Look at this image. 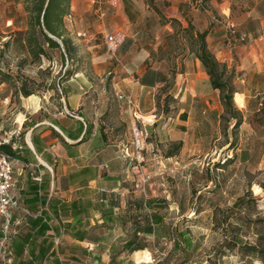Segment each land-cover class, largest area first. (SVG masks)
I'll return each instance as SVG.
<instances>
[{"label": "crops", "instance_id": "crops-1", "mask_svg": "<svg viewBox=\"0 0 264 264\" xmlns=\"http://www.w3.org/2000/svg\"><path fill=\"white\" fill-rule=\"evenodd\" d=\"M6 4L15 5V11L12 8L2 11L1 6ZM228 18L236 24V35L228 32ZM171 19H176L183 28L191 23L194 32L207 31L208 49L235 74V94H241L244 101L243 106H238L239 110L250 115L258 112L264 99V0H72L65 25L75 45L85 37L82 40L87 42V48L97 49L93 54L95 72L110 69L115 94L129 96L136 103L154 140L146 149L150 145L158 152L146 154V159L158 165L160 171L185 173L193 159L213 151L222 135L224 108L220 90L213 88L205 67L190 51L183 35H179L181 51L175 61L157 54L163 46L162 31L173 33L171 21H167ZM161 20L166 23L162 24ZM26 28L22 4L0 0V39L11 38L10 45L15 43L19 47L18 59L27 57L22 35ZM108 35L115 36L111 48L106 40ZM96 36L105 40L93 41ZM80 81L87 86L85 77ZM167 82L172 83L170 92L175 98V109L164 114L157 108V96ZM6 85L0 79V128L5 133H13L6 148L12 150L9 159L13 166L14 192L30 214L22 209L13 212L10 254L1 256L0 264H133L151 254L145 244L151 237H157L160 251L167 254L161 258V264H180L187 259L188 250L185 247L184 252L173 249L169 242L172 233H186L185 242L177 237L181 246L187 243L198 246L207 236L202 232L199 233L202 236L196 237L193 229L215 230L212 214L209 220L200 218L202 213L215 209L210 208L211 200L205 193L201 194L202 190L194 193L195 198L201 194L207 202V206L199 210L196 202H185L182 195H174L171 202L165 191L137 195L129 184L134 179L129 167L132 157H127L123 148L116 145L118 149L111 158H101L110 146L108 143L91 137L77 145L78 140L71 139L77 129L83 132L81 122L85 124L87 119L75 113L84 93L79 90L74 93L64 85L59 109L40 119L39 114L45 111L43 99L46 96H23L18 89L19 99L15 105L11 103L13 91ZM72 95L79 97L77 104H71ZM120 107L122 123L131 130L135 120L125 99L120 100ZM73 120L76 121L74 127L71 126ZM48 125L64 141L53 134ZM249 126L253 129L251 124ZM43 135H51V139L47 141ZM172 142H181V149L178 154L166 156ZM84 145L86 149L78 156L75 148L82 149ZM90 147L94 149L93 156L88 155ZM263 154L260 152L261 159ZM252 156L251 150L246 148L239 153L244 163ZM111 159L118 169L103 172L102 165L107 167ZM73 160L80 161L74 169ZM61 175L64 177L62 190ZM72 176L77 179L74 189L66 183V177ZM138 201L142 202L139 208L136 207ZM110 202L115 204L112 208H109ZM164 205L168 207L165 211H175L182 220L179 217L170 222L165 220L159 211ZM154 213L164 221L154 224ZM191 213L195 215L192 220L184 219ZM102 225L107 226L110 237L92 233ZM2 226L3 220L0 236ZM146 227L153 228V233L144 232ZM129 240L144 247L130 251L124 248ZM186 261L182 264H195ZM145 262L148 263V258Z\"/></svg>", "mask_w": 264, "mask_h": 264}, {"label": "rangeland", "instance_id": "rangeland-1", "mask_svg": "<svg viewBox=\"0 0 264 264\" xmlns=\"http://www.w3.org/2000/svg\"><path fill=\"white\" fill-rule=\"evenodd\" d=\"M8 1L6 0V3ZM98 6L96 5L95 7ZM151 7L159 12L155 6L151 5ZM4 8H12L15 11V5L13 4L1 6L2 11ZM161 22L162 24L166 23L164 20H161ZM170 27L173 29V33H169L166 30L162 31L164 33L162 37L163 46L159 47L157 54L167 57L168 60L175 61L181 51L179 35H183L188 44H190V39L189 35L180 28L179 24L170 22ZM82 39H85V37H81L80 43H77L78 45L74 44L77 53L73 60L66 59L62 61L57 51H51L52 59L43 58L42 62L38 64H32L29 61L21 64V58H17L19 47L15 43L7 46L5 44L6 41H1L0 39V45L2 46L0 48V68L5 73L11 75V79L4 81L7 84L6 86L13 91L11 103L18 104L19 98L16 88L21 83L25 84L26 88L33 91L34 94L46 96L43 99L46 102L43 105L45 111L39 114L41 119L46 114L51 116V114L59 109L60 98L64 93V85L68 86V89L73 90L74 93L75 90H79V92L84 94L81 97V105L75 110V113L83 114L87 117L85 123L90 127V132L85 139L89 141L91 137H96L101 143H108L110 145L103 151L101 158L102 156L111 158L113 151L118 149L115 147L116 145H119L120 149L127 147L129 152H131L134 149L131 130L122 123L123 109L120 107V99L115 94V89L112 85V74L108 73L111 71L110 69H105L102 73L95 72L93 54L97 49H88L87 42ZM8 40L11 42V38ZM94 40L101 42L105 39L101 36H96ZM71 67L76 70V73L69 78L66 75V69ZM82 76L88 81L87 86L81 83ZM71 78L73 80L67 82ZM164 94L159 91L161 109L164 104ZM70 99L72 105L79 102L78 96L72 95ZM233 103L239 110L234 100ZM169 108L172 111L175 109V98L173 96L169 101ZM261 108L260 112H254L251 115L241 111L243 116H246V119H243L245 124L242 123L237 128L233 127L234 119H222V135L215 142L213 151L204 157L193 159L192 165L187 167V172L185 173H166L165 171H160L158 165L150 163L146 159V154L153 155L158 153L155 149L156 147L149 145V148L146 149L147 144H153L154 141L149 135L145 139V149L143 150L144 161L138 164L134 159L130 160L129 167L134 177L132 181H129L130 189L135 190L137 195L143 194V192L148 193V191L156 194L157 192L165 191L166 195H170V202L174 195L176 197L182 195L185 202H196L199 205L198 209H201L203 205L207 206V202L202 198V195L198 198H195L194 195L195 191L202 190L201 194L205 193L208 199L211 200L210 208L215 207V209L212 212L202 213L200 218L209 220L212 214L213 220V213H216L217 222H219L221 220V210L231 206L239 195L250 188L253 196L260 197L261 199L257 203H250L242 215L247 216L250 220H256L257 218L264 219V193L262 190L258 192L254 190L258 186V182L264 181V154L262 159L259 156L260 152L264 153V102ZM75 124L76 121L73 120L71 126L74 127ZM249 124H251L253 129L250 128ZM48 127L52 128L49 125ZM43 138L49 141L51 135H43ZM85 147L86 145L82 146V149L79 146L75 148L78 156L80 152L86 149ZM244 148L251 150L253 155L252 159L247 163L239 159V153ZM92 150L94 149H91V147L87 148L89 156L94 155ZM227 156L231 158V161L223 163V159L228 158ZM114 162L115 160L111 159V164H108L107 167L103 164L102 171L108 173L117 170L118 167ZM72 163L73 169L80 165L79 160H73ZM62 172L61 170L59 173L62 174ZM76 181L75 176H72V178L66 177V183L72 186L73 189L77 187ZM248 182H251V186H248ZM59 184L62 190L64 186L63 175L59 178ZM162 207L159 211L168 222L174 221L179 217L175 211H170L169 209L165 211V208H168L167 206L164 205ZM194 216L191 213L188 214V217H184V219L192 220ZM179 220H182L181 217H179ZM1 222L2 219H0ZM193 230L196 237L202 236L199 235L202 232L205 233L203 236H207L205 240H201L198 246H191L186 251L188 260L195 262V264H264L261 261L241 258L237 247L231 251H221L222 256L218 257L214 252L221 246L220 242L223 238V230L216 229L210 231L196 228ZM107 231V226L102 225L92 233L110 237L111 233L107 235ZM259 232L264 234V224L251 223L244 228L243 237L248 242H255ZM145 244L152 256L156 259L160 257L159 252H161V247H159L157 237H151ZM208 255L210 256L208 257ZM179 256L181 257L182 255ZM133 264L150 263L144 260Z\"/></svg>", "mask_w": 264, "mask_h": 264}, {"label": "trees", "instance_id": "trees-1", "mask_svg": "<svg viewBox=\"0 0 264 264\" xmlns=\"http://www.w3.org/2000/svg\"><path fill=\"white\" fill-rule=\"evenodd\" d=\"M15 2L21 3L27 18V28L22 33L24 44L27 50V57L21 58V64L25 62H30L32 64L41 63L43 58L52 59L51 51H57L59 57L62 61L68 59L73 60L77 51L74 46L72 37L65 25V18L71 12L72 0H14ZM173 23L179 24L180 28L189 35L190 39V51L193 52L196 57L201 61L205 67L213 88L219 89L221 92V98L224 108V113L222 119H234V128H237L243 123V114L238 110L234 103L233 97L236 92L233 83L235 74L233 70H229L226 64L219 62L214 54L208 49L206 43L207 31L194 32V27L191 23L187 27L183 28L181 24L176 19L167 20ZM7 46L10 45V40L5 42ZM20 67V66H19ZM76 73V70L71 67L66 69L67 77H72ZM0 76L2 81L11 79V75L5 73L2 68H0ZM172 83L167 82L161 87V93L164 94V104L161 109L160 95L157 96V108L161 110L164 114L171 113L172 110L169 108V101L172 99V92L169 91ZM20 93L23 96H29L34 94L26 88V85L21 83L19 87ZM264 102V99H263ZM262 108L258 111L260 112ZM83 132L77 129L76 134L73 135L71 139L78 140L77 145L82 141H85V137L90 132V127L85 123L81 122ZM53 134L58 135L62 141L63 137L54 129L51 128ZM181 142H172L169 148L166 150V156H172L178 154L181 149ZM0 151L9 155H12V150L6 148V145L0 147ZM231 158H227L224 162L229 163ZM223 162V163H224ZM251 186V182H248ZM258 186L264 193V181L258 182ZM201 195V194H200ZM200 195L197 196L200 197ZM260 197L253 196L250 188L247 189L241 196L237 197L236 200L227 207V209L221 210V220L217 222L216 213H213V223L214 229L223 230V238L221 240V246L215 250L216 256H222L221 251H231L232 249H238L241 258H249L254 261H261L264 263V234L259 232L257 234V240L255 242H248L243 237V231L249 224H264V219L257 218L256 220H250L247 216H243L242 213L246 211L250 203H257ZM146 204L150 205L148 201ZM114 202L109 203V208L113 207ZM142 202H137L136 207L139 208ZM154 208V207H153ZM199 210V209H198ZM238 211V212H237ZM235 217V218H234ZM38 219V218H36ZM164 221L163 217L154 213L152 215V222L160 223ZM144 232H152L153 228H145ZM185 232H179L177 235L172 233L169 236L170 239H174L173 249L175 251L184 252L185 249H189L191 245L185 244L181 246L177 242V237L181 238L183 242L186 240ZM137 236V234H136ZM180 245V246H179ZM143 245H134L132 240L125 243L124 248L130 251L138 248H143ZM167 255V254H166ZM188 260V258L186 259ZM183 260L180 264L187 262ZM160 260L157 264H161ZM201 264V263H200Z\"/></svg>", "mask_w": 264, "mask_h": 264}, {"label": "built area", "instance_id": "built-area-1", "mask_svg": "<svg viewBox=\"0 0 264 264\" xmlns=\"http://www.w3.org/2000/svg\"><path fill=\"white\" fill-rule=\"evenodd\" d=\"M226 27L228 32L231 35H236V24L233 20L228 18L226 20ZM107 42L112 44L115 42V36L108 35L106 37ZM118 99H125L128 104L129 112L135 122L131 126V135H132V145L133 150L129 152L128 148H124V154L129 157L131 156L138 164L144 161L143 150L145 149V139L149 136L146 129V125L143 122V119L140 116L139 109L134 102V100L129 96H124L123 94H117ZM13 133H5L0 128V147L10 143ZM229 158V156H227ZM227 158L223 159V162ZM14 178H13V166L10 162L9 156L0 151V218L3 220V226L0 236V257L10 254L9 242L11 240L13 230L11 228V218L13 212L18 209H22L23 212L27 215L30 214V211L22 206L15 195L14 192ZM170 244H173L174 239H170ZM160 257L157 259L149 254L148 263L157 264L166 254L164 252H159Z\"/></svg>", "mask_w": 264, "mask_h": 264}, {"label": "bare ground", "instance_id": "bare-ground-1", "mask_svg": "<svg viewBox=\"0 0 264 264\" xmlns=\"http://www.w3.org/2000/svg\"><path fill=\"white\" fill-rule=\"evenodd\" d=\"M234 101L237 104V106H243L244 105L243 96L241 94H235ZM254 190H255V192H258L261 189L259 186H256ZM145 260H147V259H145Z\"/></svg>", "mask_w": 264, "mask_h": 264}]
</instances>
